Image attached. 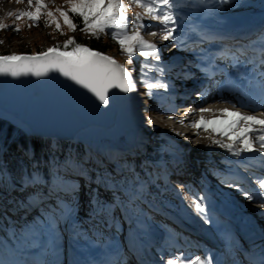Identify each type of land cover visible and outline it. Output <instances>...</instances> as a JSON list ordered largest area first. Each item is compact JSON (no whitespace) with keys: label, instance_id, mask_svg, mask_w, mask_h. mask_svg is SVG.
<instances>
[{"label":"rangeland","instance_id":"rangeland-1","mask_svg":"<svg viewBox=\"0 0 264 264\" xmlns=\"http://www.w3.org/2000/svg\"><path fill=\"white\" fill-rule=\"evenodd\" d=\"M2 2L8 4L10 9L8 11L4 10L0 5V23L7 26L6 29L0 30V41H3V43H0V54H17L27 51L34 53L55 45L62 46L69 38H74L77 43L83 44V41L87 40L88 42L90 37H93L95 41L101 37V42H105L108 46L105 52L112 55L125 68L131 69L136 75L137 91L141 93V117L138 126H128L125 133L118 137L103 135L90 140L70 141L71 143L58 162L57 168H55L56 166H49L46 171L44 169L40 172L34 171L32 176H35L34 178L38 180H48L53 178V170H56L57 174H59L62 167L79 173V175L74 173V176L78 178L79 187L77 188L79 190L72 193V198H70L72 204L77 205L82 211L81 208L85 207L84 200L87 195L90 196L93 204L88 209L101 210L102 215L97 216L96 213V218H99L101 222L107 219L112 221V243L117 250H124V240L127 239V236L130 239L140 238L142 240L141 237L144 236L143 234L147 229V225L143 221L144 211L148 210L150 212V202L153 206L159 208L158 210H161L162 206L177 210L182 216L185 213L190 220L194 217L198 225L201 226L198 228L199 230L204 227V230L208 232V237L209 233H212V240L219 241L213 224L210 221L205 223L202 219V216H205L207 211L210 214L211 212L206 209L205 213H198L194 209L193 200L194 198L199 199V195L194 193L196 187L194 185L188 187L187 182H179L176 174L172 173L171 161L180 160L181 156L184 155L187 156L186 151L188 150L189 152L190 146L194 147L199 139L194 136H186V134L172 129L171 124L174 123V120L169 119L171 116L168 117L163 113L169 112L172 115L175 105L180 106L174 103L175 99L179 97L176 96L179 89L191 90L190 93L193 96L191 97L199 101V93L192 86L195 79L197 81L200 79L201 68L209 61L210 57L217 56V58H220V55L222 57L225 55L230 59L229 61H234L231 59L238 56V61H242L241 63H249L251 61L250 54L247 53L246 43H240V39L237 38L225 40L221 33L227 30L229 19L237 15L234 12L235 10L253 8L259 0H229L228 3H221L220 0H204L203 3H201V0H173V3L177 5L171 9L177 19L176 30L173 33L176 37L175 41H163L159 34L156 36L149 35L151 39L150 37L147 39V42L159 46L158 49L161 56L159 67H162L164 72L161 74L155 68H146L145 63H142L143 58H138L137 54L139 53L137 52L133 57V61L136 59L141 61L140 69L143 70V76L142 72H139V68L138 72H135L133 67L129 68L132 63L129 64L127 56L120 50L119 45L107 34L114 31V29H106L105 33L100 34L97 38L81 32L79 29L83 27V24L79 26V23L73 18V22L77 25V30L75 32L69 31L62 18L59 17V13L56 12L57 8L67 11L66 0H45L48 5L47 10L52 11L59 20L63 35L55 31L54 24L44 27L45 17L43 16L36 27H29L30 22L25 18L16 20L15 13L22 11L20 5H26V3H17L16 0H2ZM121 2L125 6L126 16L129 21L137 13L141 14V22L146 25L145 29L141 30V35L143 34L142 31L146 33L159 32L164 27L159 22L144 16L141 8L135 5L129 7L128 0H121ZM161 10H167L166 6H162ZM9 12H12L13 15L9 16ZM69 15L71 16V13ZM13 27H18L20 31L18 33L12 31ZM205 36L208 38L205 39ZM174 44L176 47H173ZM69 49H71V46H69ZM241 51L244 53L243 55H241ZM210 53L211 55L208 57ZM203 54L207 55L206 59H203ZM219 61L214 66H219ZM146 63L155 64L156 62L149 60ZM202 69H206V67ZM145 77L147 81L166 83L168 87L167 89H153L151 96L146 95V89L140 83ZM178 107L176 109H179ZM183 113L181 112V114ZM175 115L179 117V114L175 113ZM0 118L12 125V133L10 132L11 135L7 142L4 138L7 124L3 123V127L0 130V152H2L8 146H11L21 129L7 119ZM149 120H151V124H149ZM180 126V131L189 129L188 126ZM198 131L203 132V129H198ZM50 139L55 140L53 138ZM181 144L183 147L179 149ZM76 149L81 151L80 164L77 163ZM194 152L195 157L191 159L190 165L193 168H197L198 165L200 175L203 173L208 176H206L208 179L212 178L214 181L210 182L214 183V189H217L215 186L226 189L221 186V181L213 176L216 173L222 174V169L225 168L226 164L216 163V160H214V163L212 162L213 164H202L198 160L204 157L207 158L210 155L204 154V152H207L205 149H198ZM97 154L100 155L99 159L109 155L107 156L110 159L108 169L105 166L107 163H102L104 165H102L100 170H110L112 166L113 170L112 172L110 170V173L113 175L109 177L110 180L106 179L103 174L91 170L96 168V164L90 163V160L93 157L96 159ZM93 173L97 184L92 181L93 178L91 180L90 177L86 178L87 175L91 176ZM193 177L195 178V176ZM14 180L0 154V181L6 184V182L14 183ZM104 181L109 184V188L106 190L107 194L110 195L111 192L119 193L118 199L117 196H114L119 207V210L116 209L115 212L116 220L112 216V208L105 206L111 199L110 196H107L102 191ZM190 183L192 184L193 182L190 180ZM153 184L156 188L153 187ZM93 186L97 188L96 192H92ZM141 187L144 188V193L141 192L142 194L137 190L132 191L133 188L140 189ZM111 189L112 191H110ZM35 197L38 198V196ZM82 200L83 202H81ZM67 202H69V199ZM239 206L245 208L242 205ZM120 209H123L124 213ZM248 214L253 215L254 213L248 211ZM156 218L160 225H163L161 231H166V228L170 226L169 221L162 217ZM145 220H147V217H145ZM262 222L264 223L263 220ZM61 245L64 244L61 243Z\"/></svg>","mask_w":264,"mask_h":264},{"label":"bare ground","instance_id":"bare-ground-1","mask_svg":"<svg viewBox=\"0 0 264 264\" xmlns=\"http://www.w3.org/2000/svg\"><path fill=\"white\" fill-rule=\"evenodd\" d=\"M0 5L4 10L8 11L10 9V6L2 2V0H0ZM20 7L22 10H27L28 8L27 4L20 5ZM234 12L240 17L241 25L236 27L227 26V30L222 31L221 35L224 36L225 40L232 38L240 39V43H246V41L252 39V42L260 47V41L264 37V34L258 38L257 35L264 30V0H259L253 8L239 9ZM256 38L257 41L255 40ZM246 44L249 49L248 52H254V48L251 47L252 44L249 42ZM251 57L256 64H261L260 50L252 54ZM252 59L249 63L252 62ZM228 62L235 69L238 82L234 81V84L227 85L226 88H221L220 90L211 87L209 90L202 92L204 87H210L205 79L212 77V71L222 70V68H207L205 66L206 69H203V71L208 73L200 81H194L192 86L200 94L203 93L201 100L196 101L197 99L192 98L191 90L179 89L177 91L176 96H179L177 98L178 102H185V104L179 107V109H176L177 107L173 108L172 119L174 123L171 124V127L179 131V133L186 134V136L197 137L199 141L196 142L194 147L190 146V153L188 150L186 151L187 156H181L180 160L171 161V164L172 173L176 174L179 182H187L188 187L195 183V187H198L195 189L197 190L199 198H204L205 209L209 210L213 217L227 222L221 227L220 233L226 237L228 242L235 245L241 242L243 244L245 240L247 243H252V235L258 236L255 227H259L262 220L264 221V208L256 210L246 197H242L245 208L239 206L232 192L241 194L240 190L224 189L217 186H215L217 189H214V183L210 182L214 180L212 178L208 179L202 172L200 175L198 165L197 168H193L190 165L191 159L195 157L194 151L205 149L207 152H204V154H212L207 158L204 157L198 160L202 164H213L214 160H216V163H229L232 166L226 174L224 171H222V174H213L215 178L221 181L222 177H226L228 173H231L236 177V181L239 184L243 183V180L236 172L238 169L234 165V155L227 148L212 143L213 139H220L219 136L213 137L211 133L212 126H209L208 131H204L203 127H200L199 130L203 129V132L189 126L194 121L200 119L201 116L205 120L217 118L220 116L219 109L223 108L239 111L245 115H253L258 119H264V112L259 111L260 108L264 111V98L263 104L258 109L242 103L246 98V94L255 96L257 93L264 92L263 72H254V67L247 71L241 67V62L236 59ZM210 65L212 64L208 62V66ZM234 79L233 77L232 80ZM206 92L208 93L206 94ZM137 94L141 100V93L137 91ZM201 108H208L211 111L200 112L199 110ZM180 110L184 113L181 114ZM175 113L179 114V117ZM139 120L135 115H129L125 122H122V125L114 130L110 136L118 137L125 133L128 126H138ZM181 120L183 123L178 122ZM180 125L188 126L189 129L180 131ZM101 136L103 135L92 134L83 137L85 140H90ZM221 143L226 144L228 141L224 139ZM179 146V149L183 147L182 144ZM256 148L257 151L242 153L239 156L248 157L249 159L254 158L252 160L253 163L255 158L264 159V154H261L259 151V143L256 144ZM107 156L99 159L100 155L97 154V158L95 159L93 157L90 163L96 164V168L91 170L103 174L106 179L110 180L109 177L113 175L110 173V170L111 172L113 170L112 166L110 170H100L105 163H107L105 166L108 169L110 159ZM74 173L79 175L76 171L62 167L60 168L59 174L52 172L53 178L51 179L38 180L35 178L32 183L26 182L23 184L22 186L29 188L25 189L24 193L17 191L19 185L15 180L14 183L6 182V184L0 181V264H112L116 262L121 264L150 259L152 247L158 245V243H153L150 246L145 242H141L142 240L140 238L130 239L127 236V239L124 240V250H117L116 246L112 243L113 237H111L109 232L111 230L113 231L112 221L107 219L101 222L99 218H96V213L97 216H100L102 215V211L88 209L93 204L90 196L87 195L84 202L83 200L81 201L85 205V207L81 208L82 211H80L77 205L72 204L70 199L72 198V193L79 190L77 188L79 187L77 182L78 178L74 176ZM93 175L94 173L91 176L87 175L86 178L88 179L90 177V180L93 178L92 181L95 182L96 178ZM195 175L200 176L201 186L194 181L195 178L193 176ZM190 180L193 182L192 184ZM108 188L109 184L104 181L102 191L107 196H110L111 199L105 206L112 208L111 202L114 196L112 195L113 192L110 195L107 194L106 190ZM92 190V192H96L95 190L97 188L93 187ZM250 194L253 195L254 201L262 200L261 196L255 190L251 191ZM35 196H38V198ZM68 199L69 202H67ZM150 205L149 213L155 218L162 217L163 219H167L170 223L166 231L162 232L160 228L159 231L156 229L157 231L149 234L159 235V237L167 241L168 246H163L162 250L169 253L171 256L169 260L176 261V264H186V261L189 259H194L199 256L202 260H207L209 264H222L225 261L223 258L225 245L210 240L208 238V232L204 229L199 230L198 226L194 225L193 220H190L189 216L185 213L182 216L177 210L162 206L161 210H158L159 208L153 206L152 203ZM120 211L124 213L123 209H120ZM248 211L253 212L258 219H261V222L254 221L252 216L250 217V214H248ZM80 220L82 221L80 222ZM80 225L85 226V228L82 230L79 228ZM148 228L149 226H147ZM147 229L145 233L148 232ZM100 231H103L106 237H102ZM87 233L90 234L88 235ZM198 238L209 241L207 243L211 251H202L198 243H196ZM61 243L64 245H61ZM174 251L180 254L177 255ZM168 261L156 264H168Z\"/></svg>","mask_w":264,"mask_h":264},{"label":"snow or ice","instance_id":"snow-or-ice-1","mask_svg":"<svg viewBox=\"0 0 264 264\" xmlns=\"http://www.w3.org/2000/svg\"><path fill=\"white\" fill-rule=\"evenodd\" d=\"M16 2L26 3L28 6L27 10L15 13L16 20L25 18L30 22L29 27H36L43 16L45 17L44 27L54 24L55 31L63 35L59 20L52 11L47 10L48 5L45 0H16ZM203 2L204 0H201V3ZM220 2L228 3L229 0H220ZM66 3L68 5L67 11L57 8L56 12L59 13V17L62 18L69 31L75 32L77 30V25L73 22L75 17H79L83 24L79 30L90 36L98 38L100 34L105 33L106 29H114L107 34L119 45L120 50L127 56L129 64L134 62L133 57L138 52L139 56L143 58L142 63H145L146 68H155L161 74L164 72V69L159 67L160 50L155 44L145 41L141 35V30L145 29L146 25L141 22L140 13H137L129 21L121 0H66ZM128 5L129 7L135 5L141 8L144 16L164 26L159 32H150V35L159 34L163 41H175L176 37L173 33L176 30L177 19L171 9L177 5L173 3V0H128ZM162 6H166L167 10L162 11ZM8 15L12 16L13 13L9 12ZM6 28V25L0 23V30ZM11 30L16 33L20 31L18 27H13ZM204 38L207 39L208 37L205 36ZM260 44V63L264 65V37L261 38ZM69 46H71V50H69ZM173 47L176 45L174 44ZM243 54L241 51V55ZM234 59L238 61L239 57H234ZM149 60L156 63H146ZM49 73H57L73 82L105 106L109 104V90L117 89L122 93L137 90V81L133 78L131 69L118 64L113 57L77 43L74 38L67 39L62 46L55 45L33 55L10 54L0 56V76L12 78L22 76L45 77ZM140 83L146 89L145 94L149 96L152 95L153 89H167L168 87L166 83L147 81L146 77ZM199 111L209 112L211 110L201 108ZM219 112L220 116L215 119L205 120L201 116L189 126L197 129L203 127L204 131H208L211 125L213 137H220L219 140L213 139L212 143L227 148L234 156L257 151V143H259V151L264 154V119L245 115L229 108L219 109ZM178 122L183 123L182 120ZM149 124H151V120H149ZM224 139L228 143H221ZM34 179H30L29 183H32ZM221 182L240 190L249 201L253 200V195L240 189L239 183L232 176L222 177ZM258 187L264 192V179L258 182ZM193 206L198 213H205L206 211L204 198H194ZM202 219L205 223L209 222L206 215L202 216ZM168 264H176V261L169 260ZM186 264H209V262L197 256L186 261Z\"/></svg>","mask_w":264,"mask_h":264},{"label":"water","instance_id":"water-1","mask_svg":"<svg viewBox=\"0 0 264 264\" xmlns=\"http://www.w3.org/2000/svg\"><path fill=\"white\" fill-rule=\"evenodd\" d=\"M229 20L231 27L241 24L237 15ZM82 45L113 57L87 44ZM39 52L17 54L33 55ZM6 55L10 54H0ZM109 97L107 106L100 104L90 93L57 73H49L45 77L0 76V117L18 126L26 134L40 137L65 141H80L84 139L83 136L92 134L111 137L112 132L129 115L140 119L137 90L122 93L111 89Z\"/></svg>","mask_w":264,"mask_h":264},{"label":"trees","instance_id":"trees-1","mask_svg":"<svg viewBox=\"0 0 264 264\" xmlns=\"http://www.w3.org/2000/svg\"><path fill=\"white\" fill-rule=\"evenodd\" d=\"M74 19L79 23V26L82 25L79 17H75ZM101 41V37L96 41L93 37H90L89 41L87 42V40H85L83 44H87L92 48L105 52L108 46L105 42ZM142 71L143 70L139 67V72ZM3 123L7 124L4 133V138L7 142L12 133V125L0 118V130L3 127ZM70 143V141L51 140L49 137L26 134L21 130L11 143V146H8V148L4 149L0 154L13 177L16 180L23 181L29 175H32L34 171L40 172L43 169L46 171L49 166H57ZM75 151L77 154V163L80 164L81 159L79 157L81 151L77 149ZM135 190L144 193V188L142 187L140 189H132V191Z\"/></svg>","mask_w":264,"mask_h":264}]
</instances>
